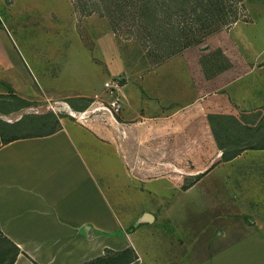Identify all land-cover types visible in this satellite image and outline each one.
<instances>
[{
  "label": "crops",
  "instance_id": "0c3cea01",
  "mask_svg": "<svg viewBox=\"0 0 264 264\" xmlns=\"http://www.w3.org/2000/svg\"><path fill=\"white\" fill-rule=\"evenodd\" d=\"M5 1L12 6L18 0ZM37 2L40 0H30L23 9L33 8L37 12L40 10ZM255 7L251 19H237L229 27L227 37L235 43V67L228 64V57L222 53L219 58L223 57V61L219 63L225 70H231L230 79L226 71L225 77L219 74L217 85H212L214 65L209 51L204 53L202 62L196 60L193 51L173 55L152 68L146 59L143 63L146 71L140 75L139 83L131 81L120 87L122 107L118 115L110 116V125L103 126L91 119L85 127L60 117V127L50 134L0 143V235L20 249L13 264H88L129 246L137 257L127 264H264V1ZM48 58L55 59L51 55ZM63 58H67L66 53ZM23 65L31 68L0 15V93H7L6 86H11L16 94L29 100L36 99L38 91L46 99L91 98L104 88L103 85L61 88L37 81L35 86L23 84L27 87L22 92L12 82ZM87 66L90 67L88 62ZM250 74L252 81L229 86ZM213 98L232 101L240 108L242 114L236 116L234 134L225 129L231 120L219 115L216 127L212 128L209 115ZM116 125L122 127L123 144L117 141ZM227 133L237 145L233 168L226 166L230 165L226 164L228 161L215 164L212 161L197 173L204 172L206 176L219 166L234 169L235 186L239 195H245L236 196V202L247 217L239 216L233 221L220 213L215 218L219 223L214 226L219 227L222 243L214 253L199 259H194L186 243L160 260L145 254L134 241L136 231L127 229L97 180L91 140L106 145L113 160H118L120 153L132 154L135 149L178 157L180 151L187 155L194 153L197 139ZM135 134L145 140L168 141L166 145L160 141L157 146L141 139L132 142V138L138 137ZM183 142H187L185 152ZM225 149H219V155ZM249 187L256 188L251 196ZM223 203L227 209L228 201ZM229 235L236 236L229 239ZM233 249L234 254L230 255ZM188 259L192 262H187Z\"/></svg>",
  "mask_w": 264,
  "mask_h": 264
},
{
  "label": "rangeland",
  "instance_id": "374dc122",
  "mask_svg": "<svg viewBox=\"0 0 264 264\" xmlns=\"http://www.w3.org/2000/svg\"><path fill=\"white\" fill-rule=\"evenodd\" d=\"M263 1L229 2L231 4L217 13L206 0H40L37 12L33 8V11L23 9L30 0H18L12 6L0 0L1 19L31 67H20L17 78L12 82L14 87L24 92L27 86L23 84L35 86L37 81L60 85L61 88L104 86L93 96L98 98L97 101L94 102L91 97L82 110L73 109L66 101L68 97L46 99L38 91L37 98L32 99L29 106L7 114L0 113V117L13 122L23 113L51 111L59 118L85 127L89 126L91 119L108 126L110 115L104 109L93 110L95 106L106 104L115 93L120 95L121 86L131 81L139 83L140 75L146 71V65H143L146 59L152 68L173 55L187 51H193L198 62L204 60L205 52H210L214 65L212 85L216 86L219 74L227 71L226 77H232L229 68L220 67L219 62L223 61V57L219 58L220 54H225L228 64L235 67V43L227 37L229 27L234 23L230 22L231 18L236 14L239 19H251L253 9L257 8L255 6ZM47 16L50 17L44 18ZM65 53L66 59L63 58ZM50 55L55 59H49ZM59 63L63 65L59 66ZM133 74L136 76H131ZM250 75L229 86L252 81ZM105 80L116 83L119 89L111 93L104 85ZM9 92L14 90L11 88L6 94ZM211 102L209 116L213 120L212 128L216 127V116L219 115L231 120L225 124L228 126L225 129L229 128L231 135L234 134L236 116L242 114L240 108L232 101L213 98ZM196 112L197 115L200 113ZM116 126L119 130L116 129L119 133L117 141L123 144L122 127ZM230 133L213 135L211 139H197L194 153L187 155L180 151L178 157L161 152L143 153L135 149L132 154L120 153L118 160H113L106 145L91 140L90 152L97 180L127 229L136 231L134 241L145 254L160 260L176 253L186 243L190 245L194 259H199L214 253L222 243L218 237L219 227L214 226L219 223V219L215 218L220 213L233 221L244 216L236 201L237 197L245 195H239L235 186L234 169L219 166L206 176L203 173L198 179L194 178L212 161L214 164L228 161L226 164L230 165L226 166L233 168L237 145ZM136 136L137 139L132 138V142L141 139L151 146L159 145L160 141L166 145L168 141L145 140L139 134ZM186 143L181 144L184 152ZM222 147L227 149L219 155ZM190 182H193L191 187H182ZM254 189L249 187L250 196ZM256 195L259 197L261 194ZM250 196L247 194L248 198ZM223 200L228 201L227 209L222 205L225 204ZM235 236L229 235V239ZM229 253L234 254V249Z\"/></svg>",
  "mask_w": 264,
  "mask_h": 264
},
{
  "label": "trees",
  "instance_id": "16d2710c",
  "mask_svg": "<svg viewBox=\"0 0 264 264\" xmlns=\"http://www.w3.org/2000/svg\"><path fill=\"white\" fill-rule=\"evenodd\" d=\"M213 11L220 13L228 4L237 0H206ZM231 2V3H229ZM239 16L236 14L231 18L230 22L236 21ZM8 90L10 86H6ZM91 99L85 96L68 97L66 101L73 109L82 110L87 107ZM31 100L26 99L14 92L0 93V113L7 114L17 111L23 107L29 106ZM60 127L59 117L53 112L45 113H23L13 122L7 121L0 117V143H6L16 138L46 135L54 132ZM204 172L195 174V180ZM193 182L182 186L188 188ZM117 233V232H116ZM20 249L11 242L7 237L0 235V264H13ZM137 257L134 249L129 246L121 251H114L111 254L97 257L88 264H127Z\"/></svg>",
  "mask_w": 264,
  "mask_h": 264
},
{
  "label": "built area",
  "instance_id": "2783aa9c",
  "mask_svg": "<svg viewBox=\"0 0 264 264\" xmlns=\"http://www.w3.org/2000/svg\"><path fill=\"white\" fill-rule=\"evenodd\" d=\"M104 85L110 89L111 93H114L119 89V86L116 83L115 84L112 83L110 80H105ZM92 99L94 102H96L98 98L95 96ZM121 107H122L121 99L119 95L115 93V95H113V97L110 100H108L106 104L102 106H95L93 110L104 109V111L108 112L110 116H114L115 114H117V112L120 111Z\"/></svg>",
  "mask_w": 264,
  "mask_h": 264
},
{
  "label": "bare ground",
  "instance_id": "6f19581e",
  "mask_svg": "<svg viewBox=\"0 0 264 264\" xmlns=\"http://www.w3.org/2000/svg\"><path fill=\"white\" fill-rule=\"evenodd\" d=\"M73 113V112H72Z\"/></svg>",
  "mask_w": 264,
  "mask_h": 264
}]
</instances>
